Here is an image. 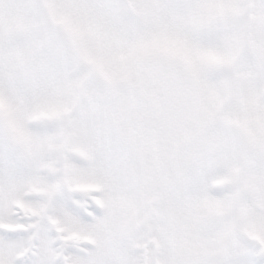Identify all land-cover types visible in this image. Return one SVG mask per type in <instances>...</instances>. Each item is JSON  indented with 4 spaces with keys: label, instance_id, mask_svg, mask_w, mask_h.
Segmentation results:
<instances>
[{
    "label": "snow or ice",
    "instance_id": "snow-or-ice-1",
    "mask_svg": "<svg viewBox=\"0 0 264 264\" xmlns=\"http://www.w3.org/2000/svg\"><path fill=\"white\" fill-rule=\"evenodd\" d=\"M0 264H264V0H0Z\"/></svg>",
    "mask_w": 264,
    "mask_h": 264
}]
</instances>
